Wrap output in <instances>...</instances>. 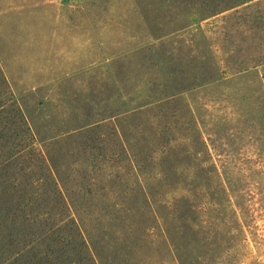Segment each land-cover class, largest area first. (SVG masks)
I'll return each instance as SVG.
<instances>
[{
    "label": "rangeland",
    "instance_id": "rangeland-1",
    "mask_svg": "<svg viewBox=\"0 0 264 264\" xmlns=\"http://www.w3.org/2000/svg\"><path fill=\"white\" fill-rule=\"evenodd\" d=\"M237 1L0 0V261L18 250L4 264H86L68 219L79 217L97 250H117L125 261L264 264V96L258 74L227 75L147 114H118L145 98L138 95L147 83L146 73L136 69L128 100L120 82L124 62H158L160 51L174 47L168 64H177L184 46L194 43L206 53L224 38L221 19L241 6L231 7ZM149 32L166 34L151 57L135 49L152 41ZM84 118L101 123L69 131ZM200 134L211 153L205 161ZM204 163L228 172L232 200L243 207L235 215L210 205L216 183L194 174ZM161 167L172 168L164 180L156 175ZM139 179L160 213L159 224L136 244L125 231L142 213ZM180 195L201 208L162 206ZM9 211L50 218L41 232L45 241L15 244L1 222Z\"/></svg>",
    "mask_w": 264,
    "mask_h": 264
},
{
    "label": "trees",
    "instance_id": "trees-1",
    "mask_svg": "<svg viewBox=\"0 0 264 264\" xmlns=\"http://www.w3.org/2000/svg\"><path fill=\"white\" fill-rule=\"evenodd\" d=\"M246 3V0H238L231 7H236L241 5L239 8H235L229 15L222 17L221 21L223 22L220 26V34L224 36L222 40L219 41L218 45L210 47L211 50H207L206 53H202L197 43L186 44L184 49V57L180 59L177 64L169 65L168 58H171L174 54V47H171L168 50H162L159 52L161 58L157 62H149L147 65H144V62L140 65L132 63L130 60L124 62L123 72L120 78L122 83L125 97H128V100H133L130 96V91L127 84L130 83L138 73L136 69L144 71L147 75V83L145 82L143 86L139 88L141 95L144 94L145 98L134 104L124 106L119 110L118 114L121 116H138L147 114L152 108H162L170 104L173 100H178L182 98L184 92H190L195 87L199 86H208L218 82L220 79L226 78L227 75H240L246 74L251 71H255L258 74L260 81L263 87V96H264V0H257L256 2ZM233 21L232 24L228 22ZM231 27V30L228 32L226 28ZM223 29V30H222ZM228 36V41L226 35ZM166 34H153L152 32L148 33V36L152 41H147L142 44H138L135 49L144 52V54L151 57V52L158 46L159 39ZM204 36L202 37L203 42ZM159 44L162 46L163 41H160ZM205 45V44H204ZM203 49V48H202ZM220 53V54H219ZM176 54V53H175ZM178 54V53H177ZM145 59L146 56H143ZM167 58V59H166ZM148 59V58H147ZM184 61V64L181 65L180 62ZM162 67L165 68L164 77L165 80L161 78L160 71L162 72ZM142 85V84H138ZM145 87V90L142 91V88ZM124 100V103L126 104ZM187 107V105H186ZM264 109V108H263ZM188 113L192 116L194 121V127L197 128V121L193 117V111L188 105ZM108 116H103L101 119H105ZM261 123H264V112L262 111ZM100 119V120H101ZM100 120H91L84 118L82 122L78 124L75 128H70L69 131L85 132L90 128H96L101 122ZM152 128V123L149 125ZM117 135L123 143H126L125 133L120 129L115 128ZM142 132V130H139ZM199 131V130H198ZM197 132V130H196ZM159 134L156 132V135ZM200 142L202 150L200 154L204 156V161L207 160V157L211 156V153L208 148L207 142L204 140L203 136L200 134ZM209 144L212 149L219 151L216 148V145L212 139L209 140ZM174 146L173 143H169V148ZM166 150H161L164 152ZM168 151V147H167ZM199 153V152H198ZM226 159L228 153H223ZM196 172H199L201 178L205 180H211L216 183V191L212 196L213 199L210 200V205L220 212L230 211L232 214H236L237 209L242 210V205L236 201L232 200L234 197V192L230 186V176L228 172L223 168H219L215 165H207L204 163ZM172 168L161 167L156 172V175H161V179L164 180L166 172L168 173ZM138 176L139 171L138 169ZM178 173L177 170H174V174ZM154 175V177H156ZM137 190L140 196L142 197L143 208H140L141 212L140 217L134 222L126 226L128 238H131L133 241L138 244L139 241L143 238L147 231L153 227L154 224H159V213L160 210L158 202L149 197L147 186L140 179L137 182ZM166 209H198L201 208L200 205L189 203L188 197L185 195H180L179 198H175L171 204H162ZM50 218H46L41 215H32V214H16L15 211H9L1 217L2 227L7 228L8 235L10 239L16 244H21L22 247H28L32 245H37L43 243L45 240L41 238V232L45 228V222ZM69 222L76 228L78 231V243L86 251V264H137L131 261H125L121 259L120 255L117 254V250H114L111 255H104L101 250H97L91 240H89L84 233L82 232V219L79 217L68 218ZM63 218L57 220L55 225L63 222ZM53 224V222H52ZM52 227V226H50ZM50 228H48L49 230ZM122 229V228H120ZM140 232L139 235H136V238L132 237L134 233ZM120 230L114 232L115 237H120ZM132 234V235H131ZM104 238V237H103ZM106 238V237H105ZM127 246V245H126ZM128 247V246H127ZM19 251L16 250L13 255H10L8 259L0 261V264H4L12 258L14 255L18 254ZM68 264H77L75 260L69 261Z\"/></svg>",
    "mask_w": 264,
    "mask_h": 264
}]
</instances>
